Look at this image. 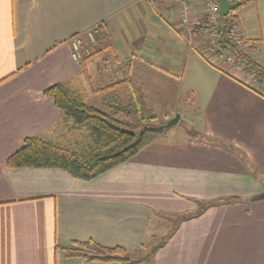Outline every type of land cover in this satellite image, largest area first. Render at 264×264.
Listing matches in <instances>:
<instances>
[{
    "label": "crops",
    "instance_id": "1",
    "mask_svg": "<svg viewBox=\"0 0 264 264\" xmlns=\"http://www.w3.org/2000/svg\"><path fill=\"white\" fill-rule=\"evenodd\" d=\"M239 1L243 6L233 14L253 43L248 54L264 67V0ZM190 5L199 19L202 0ZM100 24L106 31L97 54L75 61L73 38ZM208 43L184 30L178 0L160 2L157 10L146 0H0V264H118L68 258L66 251L94 242L136 254L154 212L204 207L182 222L154 264H264V199L258 198L264 193V86L239 69L217 66ZM186 58L204 107L232 120L235 102L248 108L239 118L242 140H231L229 126L226 133L218 127L215 140L166 134L92 181L57 169L7 166L29 138L59 147L77 143L71 138L81 130L44 95L49 87L68 85L104 110L98 105L103 94L94 91L130 77L144 97L157 98L148 101L156 107L170 94V82L184 80ZM124 88L114 92L125 95ZM174 115L181 123L185 114Z\"/></svg>",
    "mask_w": 264,
    "mask_h": 264
},
{
    "label": "trees",
    "instance_id": "2",
    "mask_svg": "<svg viewBox=\"0 0 264 264\" xmlns=\"http://www.w3.org/2000/svg\"><path fill=\"white\" fill-rule=\"evenodd\" d=\"M237 23L238 18L233 13L227 17H220L215 25H209L205 21L206 27L217 30V42L215 47L211 48V54L214 57L226 55L233 58L234 63L230 68L240 67L241 73L252 75L256 82L264 86V67L248 54L252 44L247 41L249 45L242 49L235 44L232 38V29ZM98 29L102 35L103 31H106L104 24L98 25ZM100 40L101 38L97 35L98 46L101 44ZM104 50L103 47L101 52ZM96 54L84 57L83 60L85 58L88 60ZM219 65L218 62L217 66ZM120 86L129 88L128 102H124L114 92ZM94 94H103L104 110L87 104L85 96L72 91L68 85H53L44 92L45 96L53 98L55 106L64 112L67 121L72 122L77 129L87 132L90 141L87 146L80 147V149L59 147L42 138H29L24 142L23 147L8 159L7 166L12 169H57L67 172L77 180L92 181L128 162L144 148L166 136L168 127L155 124L157 121L155 113L148 107L143 93L133 85L130 77L104 89L96 90ZM254 176L258 178L256 173ZM232 199L239 200L238 198ZM203 211L205 207L185 218L180 216L170 220L172 223L170 229L162 236L161 243L150 252L149 257L142 256L133 260L132 254L121 247L105 248L94 242L79 245L88 252L77 248L66 251V255L68 258L80 257L87 261L154 264L156 253L173 237L182 222ZM156 214L157 212H154L153 216ZM145 250L146 246L143 244L139 252Z\"/></svg>",
    "mask_w": 264,
    "mask_h": 264
},
{
    "label": "rangeland",
    "instance_id": "3",
    "mask_svg": "<svg viewBox=\"0 0 264 264\" xmlns=\"http://www.w3.org/2000/svg\"><path fill=\"white\" fill-rule=\"evenodd\" d=\"M159 3L160 2L158 0L155 1L154 7L156 10H157V6ZM190 15L192 17V14ZM200 15L202 16L200 17ZM198 16L200 17V20H199L200 25L202 23V26H203L202 28L204 29L203 30L202 28H198V31L199 32L203 31V33L200 34L198 31H195V29L191 31L189 29H185L184 27L183 28L189 34L190 33L193 35L200 34L203 37L204 41L207 40L209 42L207 44L208 51H209V48L211 50V48L214 45L213 44L214 34L212 33L213 32L212 29L206 28L205 21L208 22V20L207 18H205L207 16H204L203 11L200 12ZM237 27L239 28L238 23H237ZM93 33H94L93 36H94L95 44L91 41V38H89V35H81L78 37V39H76L80 43V45L81 43L83 45L81 50H78L83 53V57H89L90 55L94 54L98 50L97 48H99L98 43L96 41V36L97 35L101 36V31L97 33L96 32H93ZM247 41L249 40L245 39L246 45L248 46L249 42ZM250 44H253L252 41L250 42ZM88 51H89V54H87ZM210 57L212 58V61L217 59L212 54ZM191 62L192 61L190 60L187 62V58L184 59V62H183L184 80L183 81L175 80L173 82H170L171 83L170 94H168V96L161 97V100H159L160 102L158 103L156 107H154V105H151L152 107H149L155 113L157 117V121H155V124L158 126L160 125L167 126L170 123H172L174 119H176L174 112L181 111L185 115L181 123H179L180 121H178L177 124H173L172 126L168 128L169 130L171 129L170 131L169 130L167 131L168 139L181 140L184 138H197V139H205V140H209V139L215 140L219 136H221L217 128L220 127L221 131L223 133H226L225 131L227 127L229 126L230 129L233 127L231 129V131L233 132V136H232L233 139L231 140H235L236 142H238L239 140H242V136L240 135V132H242L241 125L244 126V123L242 120H239V118L243 117L245 113L248 112V108L244 107L243 105L241 106L235 102V106H236L235 118L234 120H232L223 111L218 110L217 108L204 107L201 103L200 97H198L199 96L198 90H200L199 85H198V89L194 87V86H197V83H195V77L197 76H196L195 69L193 68L192 70ZM187 64H188V67H187ZM248 76L250 77L249 81H252V79H254L253 76L251 75H248ZM125 87L126 88H124L122 91L124 92L123 94L125 95L119 94V96L124 102H128L127 94L130 93L129 92L130 90L129 89L127 90V86ZM144 99L146 100L147 105H148V101L153 102L157 98L156 99L152 98L151 100H148L146 97H144ZM98 105L102 106L101 103H98ZM176 115H178V113ZM87 135H88L87 132L86 131L84 132L82 130L80 132L79 131H76L75 133L73 132L74 138H71V142L73 140V143L74 142H77V143L74 144V146L71 145L70 147L80 149V147L87 146V144L90 143ZM78 145L80 146L78 147ZM192 214L194 213L189 212V213H180V214H173V213L168 214V213L157 212L155 216H152V219H151L152 221L150 222L149 233L147 236V241L145 242L146 250L143 252L132 254V259L137 260V258H140L142 256L149 257L150 252L161 243L160 239L170 229V225L172 224L171 223L172 219L174 218L177 219V217H180V216H184L185 218L186 216L192 215ZM78 249L88 252L87 249H83L80 247H78Z\"/></svg>",
    "mask_w": 264,
    "mask_h": 264
},
{
    "label": "built area",
    "instance_id": "4",
    "mask_svg": "<svg viewBox=\"0 0 264 264\" xmlns=\"http://www.w3.org/2000/svg\"><path fill=\"white\" fill-rule=\"evenodd\" d=\"M151 6L155 9L154 4L156 0H147ZM159 2H164L165 0H158ZM190 1L191 0H178V4L181 8V21H182V26L185 29H189V30H194L198 31V28H202V23L200 25V18H196L193 19V17H191L190 12H191V5H190ZM230 3H235L237 0H228ZM154 2V3H152ZM202 11L204 13V16H207L205 18H207L208 20V24L209 25H215L217 23V21L220 18L219 15V5L215 0H203L202 1ZM156 10V9H155ZM210 22V23H209ZM207 29H212V33L214 34V41H213V47H215L216 42H217V30L213 29L211 27H206ZM203 29V28H202ZM204 30V29H203ZM194 31V32H195ZM93 32H99L98 26L95 27L93 30H91L90 32H88L86 35H89V38H91V41L94 43V36H93ZM199 32V31H198ZM210 32V31H209ZM200 34L203 33V31L199 32ZM191 34V33H190ZM232 38L234 39V42L237 46H239L242 49H245L247 47L246 42H245V37L244 35L241 33L240 29L237 27V25H235L232 29ZM81 35H78L76 37L73 38L72 41V47H73V58L75 61H81L83 60V53L78 51L81 50L82 48V43L80 45V43L76 40L78 39V37ZM95 44V43H94ZM212 47V48H213ZM80 48V49H79ZM87 54H89V51L87 52ZM217 62H219V67L222 69H227L233 66L234 63V59L231 57H227L226 55H220L218 57H216ZM236 69L240 70V67H236ZM249 75V74H248ZM252 76V75H251ZM254 78V77H253Z\"/></svg>",
    "mask_w": 264,
    "mask_h": 264
},
{
    "label": "water",
    "instance_id": "5",
    "mask_svg": "<svg viewBox=\"0 0 264 264\" xmlns=\"http://www.w3.org/2000/svg\"><path fill=\"white\" fill-rule=\"evenodd\" d=\"M219 5V15L220 17H227L232 12L237 11L241 6H243V2L237 1L235 3H230L228 0H215ZM179 121V117L177 116L176 119L167 127L169 128L173 124H177ZM259 199H264V193L258 197Z\"/></svg>",
    "mask_w": 264,
    "mask_h": 264
}]
</instances>
